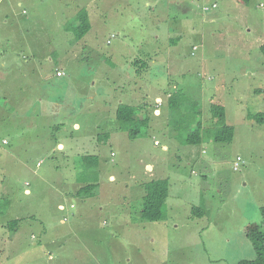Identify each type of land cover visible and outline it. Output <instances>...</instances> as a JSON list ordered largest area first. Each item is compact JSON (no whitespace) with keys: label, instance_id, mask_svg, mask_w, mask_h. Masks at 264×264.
Listing matches in <instances>:
<instances>
[{"label":"rangeland","instance_id":"374dc122","mask_svg":"<svg viewBox=\"0 0 264 264\" xmlns=\"http://www.w3.org/2000/svg\"><path fill=\"white\" fill-rule=\"evenodd\" d=\"M178 1L0 0V56H31L34 63L41 62V76L55 67L66 71L61 80L65 87L52 77L38 88L31 83L32 93L42 95V104L15 106L9 98L8 104H0V264H52L57 258L62 264H77L95 255L105 257L97 264H125L109 255L111 239L126 243L131 264H237L254 259L252 241L264 233L257 226L264 206V119L258 122V114L264 115V57L259 51L264 43V0H180L189 6L184 5L186 10ZM86 25L88 31L74 41L72 30ZM130 52L132 57L156 59L148 71L133 65L140 70V79L125 86L147 115L155 100L151 86L165 90L176 85V103L167 116L151 121L150 132L142 128L141 134L127 132L129 140L123 143L113 136L116 121L105 120L100 122L104 134L93 138L90 151L78 158L69 141L68 151L62 153L55 142L72 132V123H67L66 131L56 129L68 113V103L76 100V108L83 99L72 118L89 124L95 102L88 98L93 92L116 101L126 91L120 84L126 80L113 79L112 68L120 60L126 63L125 54ZM0 65L8 82L18 69L10 57L0 59ZM61 96L68 103L59 100ZM211 104L224 108L234 128L231 143L210 138ZM197 123L201 142L191 145L195 162L189 176L185 161L176 159L177 150L163 148L166 143L186 146L179 145L180 140L192 134ZM155 141L160 145H153ZM87 155L94 156L90 162L80 160ZM237 156L245 164L234 171ZM159 175L170 181L176 205L170 204V195L163 222L145 223L136 215L144 195L138 185ZM181 175L190 183L180 189ZM75 180L86 184L98 180L94 198L103 197L76 215L69 205L77 197L66 194L74 191ZM129 193L141 195L133 199ZM118 206L131 208L130 216L115 212ZM192 207L197 208V217ZM12 220L18 224L9 241L11 233L1 226ZM115 220L126 222L120 225ZM31 234L38 240L31 241ZM151 235L154 242L148 239ZM79 238L92 246L89 253Z\"/></svg>","mask_w":264,"mask_h":264},{"label":"crops","instance_id":"0c3cea01","mask_svg":"<svg viewBox=\"0 0 264 264\" xmlns=\"http://www.w3.org/2000/svg\"><path fill=\"white\" fill-rule=\"evenodd\" d=\"M178 5L180 8H182L186 4H185V2H181L179 0ZM20 6H21V4H20ZM186 6H188V5H186ZM184 8H185V10L187 9L186 7H184ZM154 38H155L154 39L155 41L159 40V38L156 36H154ZM71 48L72 47H70V49ZM125 55L127 57V62L125 63L123 60H120L118 62V64H116L115 67L112 68V71L114 73L113 79L117 78L119 81L126 80V81H123L120 83V84H125L123 88H125L126 83H128L130 80L132 81V80H139L140 79L137 76V72H139L140 70L137 71V69L133 67V65L135 67H137V65H138V64H136L137 62L135 60L142 61L143 63H140L141 66H143L144 64L149 62V65L146 64V71L149 70V68H150V66H152L153 62L156 63V59L152 60V61H148L147 59H142L140 57H132L131 52L128 54L126 53ZM3 57H10L12 65L15 66L18 70L13 71L11 73V76H10L11 80H9L7 82L8 74L4 73L3 68L1 67L3 65H0V97H6L5 101L4 102L1 101L0 104H8V101H7L8 98L13 100L12 104H14L15 106H20V105L21 106L22 105L30 106L33 104H39V105L42 104V95L39 92H35V91L32 93L31 83H35L36 88H38L37 85H42V86L44 85V83L46 82V78L50 79L52 77V78L57 80V83H60L59 84L60 87L61 86L65 87V84L61 83V80H62V78H64L66 71L61 67H55L53 73L51 72V74L41 76L40 75V67H43V66L41 65L40 61H37L36 63H34L31 60V56H26L25 58H23V57L20 58L19 55H17V54H12L11 56H7L6 54H3L0 56V59H2ZM131 57H132V59H131ZM44 58H45V55L43 56V59ZM47 59H49V55L47 56ZM58 70L63 73V75L60 77L56 76V71H58ZM26 74H31V76H27ZM134 75H135V78H132ZM6 82L9 84H5ZM47 82H50V81H47ZM96 83H98V82L93 83V87H95L97 85ZM4 85H7L6 88L11 87V89L10 90L5 89ZM151 88H153L152 96L155 98V100L153 101V103L151 105H149L150 110H151V113L149 115H147L148 113H147L144 105L141 104V101L139 99H135L134 96L131 93H129V90H127L126 88H125L126 91H123L122 94L120 95V97L118 99H116V101H112L108 94L100 97L101 95L99 96V94L93 92L92 96L88 98V101L95 102V105H93L95 107L92 108V111H91L90 116H89L90 119L87 120V121H89V124L88 123H82V121L79 122V121L74 120L72 118L73 114L78 113V106L82 102H84L83 99H79L77 102H80V104L76 108H74L73 106L75 105L76 100L75 101L72 100L70 103H68L66 101V98H63L62 96L59 97L58 99L60 100L62 98L63 99L62 102H67L68 103L67 106H69V107H66V110L68 113H66V116L62 119V123L59 124V127L57 129L56 128L55 129L56 130L61 129L63 131H66L65 129L67 127V123L71 122L72 123V125H71L72 132L70 131V132H65L64 134H62L60 136V139H58L55 142L56 146L61 151H63L62 153L66 154V152L69 149L68 148L69 141H71L72 146L75 148L74 152L75 153L79 152V154L77 155L78 158L82 152L90 151L88 149V146L94 140L93 138L97 139L98 137H100V135L104 134L103 131L100 130L103 126V124H100V122L105 121V120L106 121L110 120L112 122L116 121V110H117L118 106L121 104L129 105L132 108H135L137 111V117L138 118H140V119H147L148 118L149 119V125H148V128L146 129L145 132L146 133L150 132L152 130L151 129V127H152L151 121H153V120L158 121L164 115L167 116L166 113L168 111H170L168 109V98L170 97L171 94L174 93V91L176 89H178L177 86L173 85V84L168 86V89H165V90L164 89L158 90L157 87H154V86H151ZM113 89L115 91V86H113ZM4 91L8 92L7 94H5L6 96H2ZM141 99H142V97H141ZM158 101H160V105H161L160 107L156 106ZM0 109H2L1 106H0ZM0 112H2V111L0 110ZM150 115H152V120H150V117H149ZM33 118H35V117H31L29 119L32 120ZM225 118H226V112H225ZM37 119H39L41 121L40 114L37 117ZM226 123L228 125H230L227 122V119H226ZM116 130H117V132H116L117 134L114 131L113 136H118L117 137L118 141L121 140L124 143L126 141L125 139L129 140V136H127V132H123L119 129V125H118L117 121H116ZM121 137H126V138L121 139ZM183 142H182V140H180L179 145L183 146L184 145ZM153 145L159 146L160 144H158L156 142V144L154 143ZM165 145L166 146H164V148H163L164 151H169L170 148H174L177 150L176 159L181 160V162H182V160L185 161L184 166L190 169L189 176H192V174L194 173L193 168H192V164H194V162H195V152L192 149V147L188 146V145H186L184 147H179L176 144H171V143H168V144L166 143ZM179 148H182L183 151H180ZM112 154L113 153H111V155ZM180 154H181V156H179ZM77 160L78 159L76 158V161ZM248 162L253 164V162L251 160ZM151 169H152L151 166H147V170L149 172ZM159 176H161V175H159ZM178 177H179V180H177V185L180 189H181V186L185 187L187 184L190 183L187 176L181 175ZM109 179H110V181H114V180H112L113 176H111ZM156 179H162V176L151 179L150 181L156 180ZM167 181H168V196L166 199V203H168L170 195H172L171 200H170V204H172L174 206V205H176V197H175V194H173V192H172V185H171L170 181L169 180H167ZM75 182L76 183L73 184L74 191L70 192V193H66L70 197H73V196L77 197L76 202L75 203L71 202L69 205V209L71 211H73L75 215L77 213L79 214L80 208L87 206L90 201H92L94 199L100 200L101 202L103 201V197L94 198V197H98L97 193H98L99 188L96 190V192L93 191V188H94L93 186L88 187L85 191H82L85 189L84 187H86L87 185H90V184L98 186V183H97L98 180H97V182L90 183V184H86L85 181H82V180L81 181L75 180ZM145 183H147V182H145ZM145 183H141L140 185H138L140 190L144 191ZM27 192L28 191H26V193ZM91 192H93V193H91ZM66 194H64V195L67 196ZM144 194H145V192H144ZM139 195H141V194L139 193L138 195H136L133 193H129V196L133 199L139 198V197H137ZM142 197H141V201H142ZM65 200H66V198L62 201V204H60V205H62V208L66 204ZM104 206L105 205H102V207L99 208V211H101ZM131 210L132 209L127 207V206H123L122 208L118 206L115 209V212L122 211V212H124L125 216H130ZM140 211H141V207H140L139 211H137V214H136L138 217H140ZM257 217H258V215H257ZM63 221H66V219L63 218ZM125 222L126 221L115 220V224L122 225ZM162 222H163V220L159 221V222H154L152 224H157V223H162ZM257 224L256 225L258 226V228H260V230L264 229L261 216H260V219L258 217ZM1 227H2L3 231L6 230L3 226H1ZM92 227L87 228L88 231L91 230ZM96 229H97V231H99L101 229V225L99 224L96 227ZM40 236H41L40 239H42V240L45 239V233L41 234ZM14 237H15V234H14ZM14 237H13V235H11L9 238V241L12 240ZM30 239H31V241L34 242V241L38 240V236L31 234ZM148 239L151 242L155 241V238L152 237V235L149 236ZM15 240L17 241V237L15 238ZM78 241L80 244H82L81 247L84 250H86L87 253H89L90 250L92 249V246L89 244H84V240H82L80 238L78 239ZM227 242H230V240ZM125 244L126 243L124 241H121V240H115V239H111V241L109 240L108 252H109V255L111 256V258L116 263L123 261V263H125V264H131L132 258L130 256V254H128V252L124 251L125 250V246H124ZM94 248L98 249V251L101 252L98 247L94 246ZM136 252H137L136 257L139 258L141 256L140 251H136ZM94 257H96V258H94ZM99 257L105 258L104 256L95 255L92 258H88L87 260H79L77 262V264H97L96 262L99 259ZM141 258L143 259L142 256H141ZM47 261H52V259L48 258ZM44 262H46V261H41L40 263L42 264ZM49 264H51V263H49ZM52 264H62L61 259L57 258Z\"/></svg>","mask_w":264,"mask_h":264},{"label":"trees","instance_id":"16d2710c","mask_svg":"<svg viewBox=\"0 0 264 264\" xmlns=\"http://www.w3.org/2000/svg\"><path fill=\"white\" fill-rule=\"evenodd\" d=\"M247 1V0H243ZM215 7V4H213ZM203 11H207L206 7L202 8ZM89 25L83 26L81 29H73L74 32L73 39L74 41L80 40L85 33L88 31ZM70 28H66V31H70ZM73 44V40H71ZM259 51L261 55L264 57V43L260 45ZM194 52L191 50V54ZM139 67L140 63H143L140 60H135ZM141 70L146 68V64L143 65ZM176 93L170 95L168 98V109L170 110L173 107V104L176 103ZM209 112L211 117V123L213 132L211 135V139L217 143H231L234 135V128L226 123L225 111L224 108L217 104H211L209 106ZM257 115V114H256ZM258 122L264 119V115L258 114ZM252 118V117H251ZM116 121L119 125V129L123 132H131L137 134H141L140 128L146 131L149 125V119H140L137 117V111L135 108H132L129 105L121 104L118 106L116 110ZM201 127L200 124L197 123V128L192 132V134L188 135L185 140H182L184 145H199L201 142ZM92 155L82 156L80 158L81 161H89L93 158ZM242 158L237 156L236 158ZM243 159V158H242ZM236 160V159H235ZM95 187V185H87L84 187L85 191L88 187ZM144 196L141 201V211H140V219L143 222H159L164 220V208L166 205V199L168 196V181L166 179H156L145 183L144 185ZM1 208V206H0ZM2 209H0V213ZM260 216L262 219L263 227H264V206L259 210ZM191 213L194 214L195 217L198 215V210L196 207H192ZM200 214V213H199ZM18 220H12L5 224L4 228L8 230L11 235L17 228ZM253 251L255 257L253 260H241L237 264H264V233L259 234L257 237L253 239Z\"/></svg>","mask_w":264,"mask_h":264},{"label":"built area","instance_id":"2783aa9c","mask_svg":"<svg viewBox=\"0 0 264 264\" xmlns=\"http://www.w3.org/2000/svg\"><path fill=\"white\" fill-rule=\"evenodd\" d=\"M112 37H114V36L112 35ZM195 49L196 48L194 47L193 50L195 51ZM56 75L57 76H62V72L61 71H57ZM243 164H244V160L242 158H239V157L236 158V160L233 163V170L237 171L240 168V166L243 165Z\"/></svg>","mask_w":264,"mask_h":264},{"label":"clouds","instance_id":"9594fccd","mask_svg":"<svg viewBox=\"0 0 264 264\" xmlns=\"http://www.w3.org/2000/svg\"><path fill=\"white\" fill-rule=\"evenodd\" d=\"M112 35H113V36H117V35H115V34H112ZM114 39H115V38H114ZM111 40H113V38L110 37L109 40L107 41V44H109V43L111 42ZM193 48H194V47H193ZM193 48H192V51L194 52ZM193 54H194V53H193ZM193 54H191V55H193ZM58 71H59V70H58ZM56 72H57V71H56ZM56 76H57V75H56ZM57 77H60V76H57ZM156 106H157V107H160V106H161V105H160V101L157 102ZM155 144H156V142H155ZM243 160H244V159H243ZM234 161H235V160H234ZM233 163H234V162H233ZM244 164H245V161H244ZM244 164H243V165H244ZM40 165H41V163H38V164H37V166H40ZM232 167H233V164H232ZM234 171H235V170H234ZM237 171H238V170H237Z\"/></svg>","mask_w":264,"mask_h":264}]
</instances>
